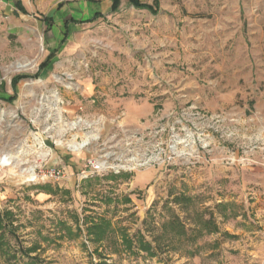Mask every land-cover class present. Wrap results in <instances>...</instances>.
I'll return each mask as SVG.
<instances>
[{
    "label": "rangeland",
    "instance_id": "1",
    "mask_svg": "<svg viewBox=\"0 0 264 264\" xmlns=\"http://www.w3.org/2000/svg\"><path fill=\"white\" fill-rule=\"evenodd\" d=\"M21 1L0 9L16 256L264 264V0Z\"/></svg>",
    "mask_w": 264,
    "mask_h": 264
},
{
    "label": "trees",
    "instance_id": "2",
    "mask_svg": "<svg viewBox=\"0 0 264 264\" xmlns=\"http://www.w3.org/2000/svg\"><path fill=\"white\" fill-rule=\"evenodd\" d=\"M127 1L129 2L130 5H132L135 8L151 9L150 5L142 4V3H140L139 0H127ZM119 4H120V0H111L110 12L111 13L116 12L118 7H119ZM20 10L24 13L23 8H21ZM100 17H103V15L100 13H95L91 20H95V19L100 18ZM50 58H52V54H49L48 60ZM47 61L45 60L44 62H42L39 65V71L42 70L43 68H45V66L47 65ZM19 79H20V77H16L15 79L12 80V83L14 84ZM10 217H11L10 213L6 212V211L3 212L2 214H0V229H1V231H0V256H2L4 258L3 262L5 264H17V262H20L23 264L35 263L37 261L36 257H29L28 262H26V263L23 262L21 257L16 256L17 251L21 252V256H23V255L28 256V254H27L28 252L23 254L22 253V247H18V249H16L14 246L10 245V243L7 242V240L5 239L7 234H11L13 232V229H12L11 223H10V221H11ZM174 221L178 222L177 218H175ZM105 228H106L105 225L92 224L89 227H86V236L87 237L92 236L93 240L98 241V240H100V238L103 237L105 230H106ZM217 230H218L217 227H215L212 232H216ZM143 249H146V247L144 246ZM12 258H14V262L10 263Z\"/></svg>",
    "mask_w": 264,
    "mask_h": 264
},
{
    "label": "crops",
    "instance_id": "3",
    "mask_svg": "<svg viewBox=\"0 0 264 264\" xmlns=\"http://www.w3.org/2000/svg\"><path fill=\"white\" fill-rule=\"evenodd\" d=\"M25 3H23L21 0H0V9L1 8H10V10L11 11H20L23 15H28V13H27V11H26V9H25ZM110 7H111V2H110V5H109ZM109 7V8H110ZM21 8H23V9H25V11L26 12H22L20 9ZM95 13H100V14H102L100 11H94L93 12V15L95 14ZM103 15V14H102ZM47 19H44V23H46V22H49V24H50V22L52 21V18L51 17H46Z\"/></svg>",
    "mask_w": 264,
    "mask_h": 264
}]
</instances>
